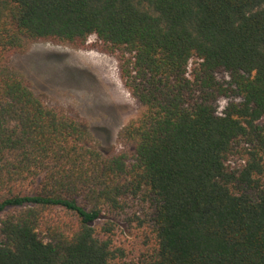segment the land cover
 Returning <instances> with one entry per match:
<instances>
[{"label":"trees","instance_id":"16d2710c","mask_svg":"<svg viewBox=\"0 0 264 264\" xmlns=\"http://www.w3.org/2000/svg\"><path fill=\"white\" fill-rule=\"evenodd\" d=\"M36 42L117 58L120 149L9 65ZM263 117L264 0H0V264H264Z\"/></svg>","mask_w":264,"mask_h":264},{"label":"rangeland","instance_id":"374dc122","mask_svg":"<svg viewBox=\"0 0 264 264\" xmlns=\"http://www.w3.org/2000/svg\"><path fill=\"white\" fill-rule=\"evenodd\" d=\"M9 65L48 105L87 123L104 152L121 148L119 131L142 110L123 83L117 58L94 47L36 42L12 53ZM226 101L218 100L219 109Z\"/></svg>","mask_w":264,"mask_h":264}]
</instances>
